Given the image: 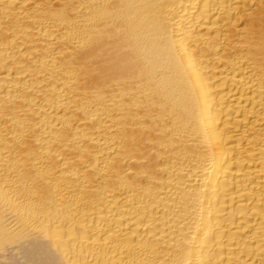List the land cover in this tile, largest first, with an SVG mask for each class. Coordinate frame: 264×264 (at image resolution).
I'll return each instance as SVG.
<instances>
[{"label":"bare ground","instance_id":"bare-ground-1","mask_svg":"<svg viewBox=\"0 0 264 264\" xmlns=\"http://www.w3.org/2000/svg\"><path fill=\"white\" fill-rule=\"evenodd\" d=\"M0 264H264V0H0Z\"/></svg>","mask_w":264,"mask_h":264}]
</instances>
